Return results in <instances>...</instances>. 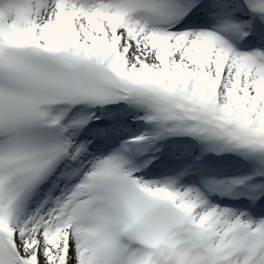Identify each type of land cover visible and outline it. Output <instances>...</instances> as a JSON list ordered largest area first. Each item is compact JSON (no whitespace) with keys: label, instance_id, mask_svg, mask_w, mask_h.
Instances as JSON below:
<instances>
[{"label":"snow or ice","instance_id":"1","mask_svg":"<svg viewBox=\"0 0 264 264\" xmlns=\"http://www.w3.org/2000/svg\"><path fill=\"white\" fill-rule=\"evenodd\" d=\"M0 264H264V0H0Z\"/></svg>","mask_w":264,"mask_h":264}]
</instances>
